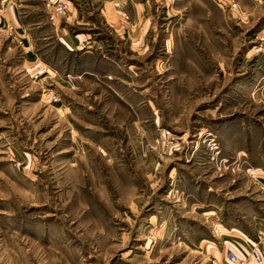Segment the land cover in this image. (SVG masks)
Masks as SVG:
<instances>
[{
    "label": "rangeland",
    "instance_id": "1",
    "mask_svg": "<svg viewBox=\"0 0 264 264\" xmlns=\"http://www.w3.org/2000/svg\"><path fill=\"white\" fill-rule=\"evenodd\" d=\"M142 1L143 22L107 5L115 32L103 6L0 0V264H234L258 241L264 0Z\"/></svg>",
    "mask_w": 264,
    "mask_h": 264
},
{
    "label": "crops",
    "instance_id": "2",
    "mask_svg": "<svg viewBox=\"0 0 264 264\" xmlns=\"http://www.w3.org/2000/svg\"><path fill=\"white\" fill-rule=\"evenodd\" d=\"M113 1L114 0H71V4H74V5L77 4L79 6H86V8H90L91 6H95V5L96 6L98 5V8H100V6H103L104 7L102 9L103 18H101V22L105 21L107 24H109L113 28V31L116 32L118 28H116V26L112 24L110 16L108 14H105L107 5L112 3ZM125 1H126L125 2L126 4L127 3L132 4L131 14L135 18V20H139V22L149 20L148 13H147L148 1L147 2L146 1L144 2L142 0H125ZM67 20L72 21L73 23L80 24L78 9H75L74 12L71 10V13L69 14ZM64 33L66 34L67 37L64 38L62 43L65 44L69 50H75L78 48H82L88 43V41L86 40H85V43L83 42V40H80V38H78L79 35H75L74 37H71L69 36L68 33H66L65 30H64ZM29 35L31 38V34Z\"/></svg>",
    "mask_w": 264,
    "mask_h": 264
},
{
    "label": "built area",
    "instance_id": "3",
    "mask_svg": "<svg viewBox=\"0 0 264 264\" xmlns=\"http://www.w3.org/2000/svg\"><path fill=\"white\" fill-rule=\"evenodd\" d=\"M119 5V4H117ZM61 11L66 10V6L60 8ZM125 15V13H123ZM226 258L230 263L234 264H263L264 262V227L260 232L258 241L252 242L248 253V258H241L236 252L229 250Z\"/></svg>",
    "mask_w": 264,
    "mask_h": 264
}]
</instances>
